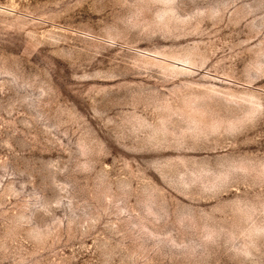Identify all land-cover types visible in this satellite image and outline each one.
<instances>
[{
  "label": "rangeland",
  "instance_id": "rangeland-1",
  "mask_svg": "<svg viewBox=\"0 0 264 264\" xmlns=\"http://www.w3.org/2000/svg\"><path fill=\"white\" fill-rule=\"evenodd\" d=\"M0 264H264V0H0Z\"/></svg>",
  "mask_w": 264,
  "mask_h": 264
}]
</instances>
